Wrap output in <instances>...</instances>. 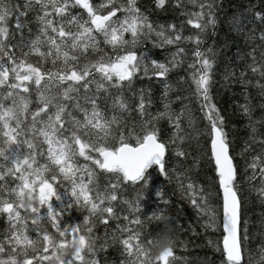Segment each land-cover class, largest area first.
<instances>
[{
  "label": "snow or ice",
  "instance_id": "snow-or-ice-1",
  "mask_svg": "<svg viewBox=\"0 0 264 264\" xmlns=\"http://www.w3.org/2000/svg\"><path fill=\"white\" fill-rule=\"evenodd\" d=\"M227 3L0 0V264H264V0Z\"/></svg>",
  "mask_w": 264,
  "mask_h": 264
},
{
  "label": "trees",
  "instance_id": "trees-1",
  "mask_svg": "<svg viewBox=\"0 0 264 264\" xmlns=\"http://www.w3.org/2000/svg\"><path fill=\"white\" fill-rule=\"evenodd\" d=\"M247 3V0H228V3L226 4V7L231 10L234 9L235 6L239 3ZM259 0H253V3H258ZM225 31L226 29L221 30L220 35L215 37V41L217 42V44H222L224 43V41L227 39V48L224 50L225 54L228 56H234L236 50L238 47H242L244 41L242 39H238L234 36H225ZM209 44L213 43L212 40L208 41ZM220 71H223V65L220 68ZM218 96H217V100L220 103L221 107L224 108L227 105H229L231 103V97H232V86L231 84H229L227 87H220L218 89ZM191 215V210L190 209H186L184 216L181 218L182 220L185 221V223H191V221H188L186 218Z\"/></svg>",
  "mask_w": 264,
  "mask_h": 264
}]
</instances>
